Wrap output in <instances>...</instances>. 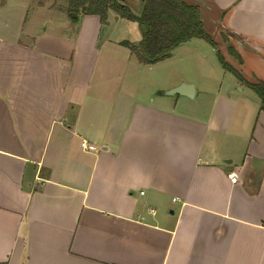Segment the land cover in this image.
Masks as SVG:
<instances>
[{"label":"crops","instance_id":"crops-1","mask_svg":"<svg viewBox=\"0 0 264 264\" xmlns=\"http://www.w3.org/2000/svg\"><path fill=\"white\" fill-rule=\"evenodd\" d=\"M184 1L264 80V0ZM60 5L0 0V264H264L258 94L217 43L218 62L193 38L143 64L136 21Z\"/></svg>","mask_w":264,"mask_h":264},{"label":"trees","instance_id":"trees-1","mask_svg":"<svg viewBox=\"0 0 264 264\" xmlns=\"http://www.w3.org/2000/svg\"><path fill=\"white\" fill-rule=\"evenodd\" d=\"M68 12L78 15H98L105 23L110 10L121 17L139 23L142 39L137 44L124 41L138 61L153 64L171 56L172 51L193 38H202L216 46L202 20L198 6L184 0H144L141 13L137 15L127 4L120 0H67ZM242 61L241 56L230 49ZM218 58L223 67L253 89L261 99L260 111L264 112V80L248 81L242 73L225 60L218 50Z\"/></svg>","mask_w":264,"mask_h":264},{"label":"rangeland","instance_id":"rangeland-1","mask_svg":"<svg viewBox=\"0 0 264 264\" xmlns=\"http://www.w3.org/2000/svg\"><path fill=\"white\" fill-rule=\"evenodd\" d=\"M63 1V0H62ZM65 2H66V5H67V11H68V3H67V0H64ZM55 2H56V6L57 7H59V6H61L60 4H61V0H55ZM66 7V6H65ZM71 15V14H70ZM204 17H205V26H204V28H205V30H206V32L210 35V36H212L213 37V39L215 38V34H220V36H219V39H218V41L216 42L217 43V45L219 46V48H220V50H221V53H227V54H230V52L228 51V48H227V46H228V44H227V42L225 41V38H227V35H229V32H227V31H225L221 26H217L218 24L216 23V22H214V16L212 17V18H210L209 16H208V14H207V12H205L204 14ZM43 19H45V18H28V22H27V25L29 24V23H34V24H38L39 22H41ZM47 19V18H46ZM51 22H57L60 18H48ZM40 24H38V26H39ZM45 25V24H44ZM130 26H132L131 28H132V31L134 32V33H139V32H141V30H140V26H139V23L138 22H133V23H131V25ZM40 28H42L43 29V26H40ZM200 40V41H199ZM216 41V40H215ZM196 42H201L203 45H204V47H205V49H208V50H210L211 52H212V50H214L213 48V45L210 43V42H208V41H206L205 39H198V41H196ZM212 60H213V62H218V59H217V56H216V53H214V52H212Z\"/></svg>","mask_w":264,"mask_h":264},{"label":"built area","instance_id":"built-area-1","mask_svg":"<svg viewBox=\"0 0 264 264\" xmlns=\"http://www.w3.org/2000/svg\"><path fill=\"white\" fill-rule=\"evenodd\" d=\"M81 147L83 150H86V151H95L97 149L94 144L90 143L86 139H83L81 141ZM228 177L232 183H238L239 182V176H238L236 171H230L228 174Z\"/></svg>","mask_w":264,"mask_h":264},{"label":"water","instance_id":"water-1","mask_svg":"<svg viewBox=\"0 0 264 264\" xmlns=\"http://www.w3.org/2000/svg\"><path fill=\"white\" fill-rule=\"evenodd\" d=\"M71 16L76 18V13H71ZM193 92V88L191 86L182 85L176 89H174L171 93L172 94H186L188 96H191Z\"/></svg>","mask_w":264,"mask_h":264}]
</instances>
